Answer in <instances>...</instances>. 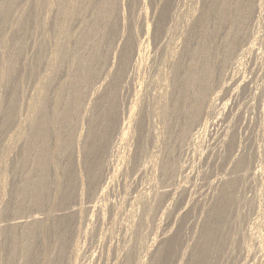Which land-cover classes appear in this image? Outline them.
Listing matches in <instances>:
<instances>
[{"label": "bare ground", "instance_id": "bare-ground-1", "mask_svg": "<svg viewBox=\"0 0 264 264\" xmlns=\"http://www.w3.org/2000/svg\"><path fill=\"white\" fill-rule=\"evenodd\" d=\"M180 2L0 0V264L76 263L82 255L81 237L102 230L108 214L118 215L120 203L127 200L128 190L120 203L109 195L112 180L130 170L148 176L150 186L134 195L133 206L140 214L127 217L126 243L114 250L115 264L153 262L167 239L157 234L150 245L143 236L146 228H159L161 218L175 212L185 190L180 178L192 170L185 157L208 154L204 142L209 135L227 169L210 184L218 193L212 208L220 215L210 222L215 228L208 231V238L218 243L217 249L225 247L229 252L228 244L235 239L233 218L242 198L239 186L249 178L259 179L260 174L240 133L220 127L222 114L238 93L260 98L264 111V85L255 90L247 74L250 59L264 70V0H212L211 9L199 8L185 18V25L178 13ZM149 5L153 10L156 6L153 26ZM52 30L61 33L51 38ZM175 34L180 35L179 42L173 41ZM147 40L167 54L172 49L169 57L164 56L172 70L182 65V58L190 62L184 57L190 48L194 64L182 76L173 70V79H158L165 85L155 95L162 125L148 129L133 155L124 146L129 144L131 124L144 101L138 95L133 104L128 103L133 106L127 109L129 120L124 122L122 92H130L137 80ZM80 41L86 45L79 46ZM64 78L76 86L72 102L60 95ZM24 80L29 90L21 88ZM56 99H64L66 109L58 108ZM261 191L256 193L259 199ZM4 205H10L17 217L8 218ZM153 246L158 248L155 255H151ZM204 260L203 264L212 261L210 255ZM259 264H264V254Z\"/></svg>", "mask_w": 264, "mask_h": 264}, {"label": "rangeland", "instance_id": "rangeland-1", "mask_svg": "<svg viewBox=\"0 0 264 264\" xmlns=\"http://www.w3.org/2000/svg\"><path fill=\"white\" fill-rule=\"evenodd\" d=\"M196 1L197 0H181V2H180L181 5L179 6V9L180 8L181 9H180V11H178V13L179 14L181 13V15H182V19H183L182 24L183 25H185L184 23H186L185 18L191 16L199 8H202V10H205L206 12L209 9H211L210 4H211L212 0L211 1L210 0H206V1L205 0H198V2H196ZM157 4H158V2L155 3V5L158 7ZM156 6H155V8H156ZM152 7H154V6L149 5V11H150L149 18H151L149 20H150L151 25L153 26L154 22L156 21L155 18H157L156 17L157 13H155V8L153 10ZM187 20H188V18H187ZM53 30L50 32L51 38H53L54 34L61 33V30L57 31V33L53 32ZM261 31L263 34L262 38H264V22L262 23ZM179 36H180L179 34H175V36H173V41L175 42L178 40V42H179V39H178ZM142 38H143V36H142ZM162 38H161V40H162ZM26 39L28 40L27 37H26ZM88 39L89 38H87V40ZM86 41H84V42L80 41L79 46H83V45L85 46ZM147 44H146V52H145V55H143V59H142L143 66H142L140 72L137 74V78H136L137 80L136 81L134 80V83L132 82L131 86L129 87L130 92H122L123 103H124V104L122 103V107L124 108V111L126 110V113L124 112L125 113L124 114V122H125V120L127 122V118L129 120V114L127 113V109H129V107L133 106L132 104L135 102L138 95H139V97L143 98L142 100L144 101L142 109L141 108L138 109V111L141 109V111L138 114V117L136 118L134 123L131 124V129H130L131 137L129 140V144L126 145L127 146L126 148L124 146V151L129 152L130 149H132L133 155H135V154L137 155V153H138L137 151L139 149V146L141 145L143 138H144L146 132L148 131V129H150V128L158 129L162 125L161 122H159L160 120L157 118V115H156L155 95L160 94L159 92H162L163 89H165V85H164V83H162V84L159 83L158 79H160V78L164 79V77L173 79L172 76H174L173 74H175V73L180 74L182 76L185 73L184 70L188 69L189 68L188 66H190V65L192 66L194 64V63H192L194 57L192 58V60H190V58L192 56V52H193L192 49L190 48V51H189V49L186 50V52L184 53V57L187 55L186 57L189 59V61L191 63L188 61L186 62L187 64L184 63L183 58H182V60H180L182 65L178 64L177 67L175 69H173L174 72L172 74L173 70H172V68H170L168 66V63L165 61V58H164V56H166L167 52L158 49L159 44H156L153 40L149 41V43L147 40ZM171 50L172 49H170L169 53H171ZM169 53L167 54L168 57L170 56ZM259 64L260 63L257 64L256 60H254V59H250V62L247 64V67H248L247 74L250 75V77H251V84H252L251 86L253 88L255 86L257 87V86L262 85V84L264 85V70L263 71L259 70L262 67ZM253 66L255 68L254 72L252 69ZM163 71H164V73H163ZM61 76H62V74H59L60 79H62ZM21 78L24 79L25 76L22 75ZM27 82H28V80H26V82H25V80L23 82H20L21 88H23L24 91L29 90V86H28ZM71 83L72 82L68 78H64L62 80V89H61L60 95L65 97L66 99L69 97L70 98L69 100L72 102V93H73L74 88L76 86L74 85V82H73V84H71ZM179 84L180 83L176 80L175 89H177L179 87ZM72 85H74V86H72ZM256 87H255V90H256ZM135 90H136V92H135ZM132 94H134L135 96H133ZM131 98H133V99H131ZM58 100L59 99L55 100L57 107L58 108L62 107L63 109H66V108H64L65 107L64 99H62V100L60 99L59 101ZM260 101H261L260 98L254 99V98L248 97L247 95H245L243 93H238L235 95V97H233L230 100L229 106L226 108V110L222 114V123H221L220 128H222V129L223 128H225V129L231 128V129L236 130L237 134L240 133V136L242 137L241 139L243 141L242 144L244 146V149L249 154L252 153V161L254 163V166H256V168H258L259 174H260L259 179H256V178L250 179L249 178L245 181H242V183L239 186L242 198H241V201H240L238 207H236L238 212L236 211V214H234V218H233V222H235V223H233V225H232L231 235L233 234L235 239L232 243L228 244V247L230 248L229 249L230 254H229V252H227V248H225V247L222 249L219 246V248L217 249L216 246H218V243L214 239L208 238V233H209L208 231H211V230H213V228H215V227H212V225L211 226L209 225V224H211L210 222L214 218L218 219V217L220 215L219 214L217 216V214H216L217 208H215L216 207L215 203H216V200L218 199V195H217L218 193L215 194L216 190H213L214 186L211 187L210 184L217 182L219 180V178L222 177L223 173H225L224 171H226V169H227V166L225 164H223V161L218 159L219 158L218 154H220L219 153L220 152L219 146L215 145L213 143V141H211V137L209 135L208 137H206L205 142H204L205 146H209L208 154H205V156H201L200 154L194 153V157H193V154H190L188 157H185L186 163L188 165H190L189 166L190 169L192 167V170L188 169L187 170L188 172L186 173V175H183L180 178V180H181L180 183H182L185 190L182 191L183 192V198L182 199L179 195V197H180L179 201L180 200L181 201L176 206L177 208L175 207L176 208L175 212L169 216L161 218V220H160L161 223H160L159 228L153 227V230L146 228V233H144L143 236H144V238L147 239V240L146 239L145 240L150 245L152 244L153 238H155V236L157 234L158 235L164 234V236H166V239H167L165 241V243L163 244V247L160 248L161 250L160 251L158 250L159 258H157V256H158L157 255L153 259V262H152V260H151V263L148 261V264H192V263L193 264H196V263L197 264H203L205 262L204 259L208 258L209 255H210V259L212 260V261H209L210 264H243V263H245V264H259L260 260L263 258V254H264V194H263L264 193V187H263L264 185H262V184H264V181H263V179H264V135L262 136V134L264 133V131H263V129H264V119H263L264 113L263 112L264 111H262L263 109H262V105L260 104ZM129 102L132 103L131 104L132 106L129 105L130 104ZM67 103H68L67 105H70V103L68 101H67ZM152 107H154V108H152ZM134 108L137 109L136 107H133V109ZM236 108H238V111ZM245 108H246V110H245ZM234 111L236 113H234ZM233 115H234V117H233ZM230 118H231V120H229ZM260 122H262L261 123L262 125H260ZM261 126H262V128H260ZM61 127H62V125H61ZM257 127H259V128H257ZM58 129L61 130V128H58ZM222 129H220V130L222 131ZM213 131L215 132L216 129L215 130L213 129ZM254 132L255 133L257 132V134H255ZM254 137H256V138H254ZM258 140L260 142H257ZM147 145L152 147V144L150 142L147 143ZM258 147L261 148L262 153L260 152V149ZM254 150H257V154H254ZM259 153H261V154H259ZM258 155H260V156L258 157ZM257 159H259V160L257 161ZM207 160H208V162H207ZM130 162H131V159H130ZM217 162H218V165H217ZM216 174H217V176H216ZM261 178H262V180H261ZM184 179H186V182ZM212 179L214 180L213 182H212ZM124 180H126V183L124 182ZM148 180H149L148 176H146V177L141 176V175L136 174V172L134 174L133 170H130V172L127 173L126 176L124 174H120V175H117L112 180L109 197H111L112 200L114 197V200L119 202L123 198L122 194L125 193L126 190H128V192H127L128 198L125 202H122V204L119 202L120 203L119 208H118L119 210L118 209L116 210L118 212L117 213L118 215L115 214L116 215V216H114L115 220H112V218H114V217H112L113 215L110 214L111 213L110 212L108 214L107 220L104 222L103 225H101L102 230H100L101 229L100 228L97 232H95V234H92V235L86 236V237L85 236L81 237V239H80L81 243L80 244H81L82 255L76 261V263H73V264H91V263L92 264H106L107 262H108L107 264H112L113 262H114L113 264L116 263L115 261H117V259L115 257L116 253L114 252V250L115 249L119 250V249L123 248L124 244L126 243V240L123 237L126 236V235H124L125 234V231H124L125 227L124 226H125V223L128 222L127 217H129V215L132 214V216L134 218H137V214L138 213L140 214V211L137 210L133 206L134 195L136 193H138L141 189L147 190L149 188L150 182ZM259 180L261 183L262 182L263 183L261 184L259 182ZM183 181H184V183H183ZM141 182L143 183V185H141L142 184ZM126 184H127V186H126ZM260 185H262V186H260ZM140 186H142V187H140ZM255 186H256V189H254ZM139 188H140V190H139ZM258 189H259V191H258ZM260 191L262 192V193H260V194H262V197L259 199L258 197H260V196H257L256 193L260 192ZM113 192H115V193H113ZM206 193H208V194H206ZM243 195L245 196L244 198H243ZM191 196H192V198H191ZM187 197L189 200L187 199ZM243 199H244V201H243ZM186 201H188V202L185 203ZM131 204H132V206H131ZM10 205H12V204H10ZM10 205H8L7 207H6V205H4L3 210H6L5 214L8 215L7 216L8 218H14V216H16V215H12V213L10 212V209H11ZM214 205H215V207L213 209L212 207ZM121 206H122V208H121ZM129 206H130V208H129ZM239 207H240V209H238ZM179 211H180V213H179ZM237 216H238V218H237ZM122 217H124V218H122ZM235 219H236V221H235ZM110 222H112V223H110ZM111 225H112V227H111ZM98 233L101 235L103 234L102 236L100 235L101 239L99 238L100 236ZM111 236H112V238H111ZM102 237H103V239H102ZM109 238L112 240H110ZM83 240H85V245H83L84 244ZM97 240H99L98 243H96ZM101 240H102V242H101ZM110 241L112 244L110 243ZM262 243H263V246H262ZM108 244H109V248H106V247H108ZM258 244H261V245L259 246ZM261 246H262V248H261ZM153 249H155L154 246H153ZM157 249L152 250L151 255H153ZM246 249H248V251ZM219 251H221L222 254H221V252L219 253ZM208 252H209V254H208ZM247 252H250V253H247ZM211 253H212V255H211ZM93 254H94V256H93ZM99 254H100V257H99ZM91 258H92V260H90ZM158 259H159V261H158ZM255 261H257V262L255 263ZM30 264H32V262Z\"/></svg>", "mask_w": 264, "mask_h": 264}]
</instances>
